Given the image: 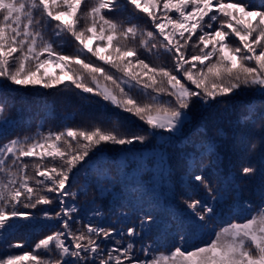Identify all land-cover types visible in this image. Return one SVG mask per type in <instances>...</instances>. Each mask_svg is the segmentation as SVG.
Returning a JSON list of instances; mask_svg holds the SVG:
<instances>
[{"label":"rangeland","instance_id":"rangeland-1","mask_svg":"<svg viewBox=\"0 0 264 264\" xmlns=\"http://www.w3.org/2000/svg\"><path fill=\"white\" fill-rule=\"evenodd\" d=\"M36 1L43 8L47 6L46 0H31V5H33L31 9L38 5ZM67 1L71 2L72 0ZM67 1L62 0L58 7L64 6L67 8L66 5H69L66 3ZM107 1L108 3L111 2V5L121 7L126 11L124 19L128 20L129 23H132L134 18L137 19L138 22L135 25L137 27H139V19L153 20V17L159 19L160 15L162 16L160 20L164 23L182 27L177 22L180 19L175 20L174 18L180 16L182 20L183 9L187 7V2L192 1L197 6L205 8L208 11V15L206 18H201L200 23L204 21V25L201 24L198 28H194L193 33H186L184 29L185 36L188 35L187 37L193 38L192 42H189V39L184 40L181 38V33L179 32L173 37V39L175 37L179 38V41L171 40L164 34H158L160 39L156 42L162 48L171 47L174 49L175 43L179 42L189 44L191 52L188 61H180L178 63L179 66L178 64L169 66L166 62L156 65L157 61H152L150 58H148L150 60L148 61L141 57L133 48L134 43L139 44V37H132V26L130 24L122 25L119 32L125 38L122 52L127 57L126 61H134L136 67L139 68V77L142 79L152 78L155 81L159 78L165 79V85L168 86L170 94L166 95L165 92L167 90L164 88L156 89L149 85L152 95H144L140 91L138 95V91L135 89L137 87L136 84L133 86V83L129 82L126 70L130 67L129 65H126L124 74L122 71H116L113 64L109 67L108 64L104 63L105 67L102 71L106 75H102L101 79L103 80L106 76L107 84L104 87V97L106 99L103 100L101 94L94 92L87 93V95L94 97L92 102L94 110L102 109V104L108 109V114L105 118L109 123L102 116L93 114L85 118L87 123L74 125L73 121L76 116L73 110L67 109L66 113L63 110L60 118L62 123L57 127L59 132L50 133L53 134V138L61 140L64 144L66 143L67 148L69 147L68 139L73 140L75 138L73 146L69 147V155H64L63 162L71 160L69 158L78 159L82 167L86 166L89 168L87 164L93 160L95 163L96 156L100 155L97 159H105L103 157H106V161L114 159L124 164L125 154L132 146L127 149L120 148L128 143L146 144L148 142L145 143L144 141L150 139L149 133L153 132H157L158 135L161 134V137L165 136L164 140L159 139L158 142L163 143L166 147L173 145L176 153L180 151L179 148H189L192 152L198 153L201 151L202 146L206 145L205 143L202 144L200 140L199 142L198 140H193L195 136L189 132L183 134L182 138L181 135L177 136V133L171 129L169 130V128L158 131V127L172 122L176 124L175 127H180L184 119L181 115L183 113L187 114L184 110H180L179 107L180 105H187L188 101L197 106V108L190 106L189 111L191 109L195 111V109L201 110L204 104H215L218 97H229V95L247 92L248 90L254 92L261 89L264 90V46L262 45L260 48L256 46V42L261 35L264 36V33L253 32V28L249 25L252 20L250 17H258L259 22L264 21V11L253 10L248 13L250 17L241 16V13L245 12V10L239 12L244 8L240 2L245 0H166L165 3L170 7L171 12V14L167 15L161 13H158V15L157 12H154V7L153 13L143 10L140 12L133 11L128 8L131 5L132 8L139 9L138 0ZM217 2L221 4L220 7H217ZM262 3H264L263 0ZM178 5L180 6L178 7ZM0 11H2L1 6ZM69 11L70 8L67 9V12ZM213 12L218 15V19L215 22V18L212 15ZM47 18L48 23L58 29L64 26V22L56 15L47 12ZM1 24V56L5 57L4 61L13 58L14 61L11 62L16 66L14 68L16 72L27 70L24 67L27 65L25 50H22L20 46H12L9 40L10 32L3 26V23ZM148 24L149 27L154 26L152 21H149ZM87 25L90 26L91 23L88 22ZM149 31L153 33L151 29ZM155 31L158 30L155 29ZM11 37L16 40L15 37ZM78 39L83 41V43L90 40V38H85L81 35H78ZM218 48L222 49L225 59L229 58V61H204L206 59L204 57L214 54ZM200 49L202 50L200 54L204 57L195 54V50L199 53ZM147 50L143 53L147 54ZM54 52L57 53L59 51L56 50ZM109 53L110 49L108 54L103 57L110 61L109 57L113 56V54ZM131 54L134 55L132 58L129 57ZM233 56L239 59H232L231 57ZM105 70H108V73ZM61 72L63 71L60 70ZM208 72H212L216 80L212 81V78L206 77L205 75ZM57 75H59L61 80L69 79L63 74ZM179 76L184 77V79L187 77V79L182 81ZM94 79L96 80L95 77ZM206 79L209 82V86L212 85L211 87L214 90L218 89L219 92H222V96L215 97L203 93L206 92L204 90L209 88H203L199 81L205 83ZM3 81H0V84L4 83L5 86L13 87L11 89L18 91L16 90L17 86H11L7 80ZM48 82H51V80H48ZM54 84H56L55 81L50 83V85ZM127 84L134 89L125 88L124 85ZM41 89H43L42 84H37L33 88L35 91ZM155 91H160L162 94L155 93ZM0 92L3 93V95L1 94L2 100H8L9 102L17 98L13 92L3 88ZM64 98L66 97L64 96ZM67 101L68 99L66 98L65 102L67 103ZM261 102L263 100L257 102L258 107L262 106L260 105ZM176 110L179 111V117L176 116V113L174 114L175 118L172 113ZM208 111H210V116H216L217 114L213 107H209ZM139 112L144 117H139ZM131 116L139 117L145 125H139V123L131 119ZM258 116L262 117V119L264 117V115L255 117L258 118ZM120 117L124 118L120 120ZM36 118L37 115H34L31 121ZM256 120H246V122L252 126ZM261 121L264 123L263 120ZM39 123L41 129L44 128V124L45 126L56 125L55 118L52 116L47 118L45 122L41 121ZM218 123L215 122L213 126L216 124L220 126V123ZM10 124L14 125V121ZM81 126H89V128ZM261 126L262 123L252 127L250 131L253 136L250 135L249 137L246 136L245 131H242L241 128L238 130L244 140L236 151L240 154V158H237L239 154L235 156L231 152L228 153L224 150L213 155L214 149H212L206 155L200 154L201 158L193 166L199 171L193 173L195 175L190 173V175H193V179L191 181L189 177L186 187L180 184L179 186L173 185L169 189H163L160 185L153 184L151 191L147 193L148 195L152 193L155 199L148 206L149 211L144 210L145 208L142 209V215H137L134 211V208L140 206V204L135 203L136 193L139 190L129 193L126 202L120 204L116 201V203L111 204L113 211L120 210L118 212L119 218H127L131 222V226L124 229L117 222H113L117 217L116 213H110V210L109 212L108 210L106 212L101 211V215L104 218L101 220L100 217L98 219L100 224L95 227L99 228L96 231L98 235H88L87 233H94L95 231L92 223L98 215H96V211H90L97 205L98 207L103 205L104 201L100 200L99 197H96L95 201L85 208L86 211L82 219L74 217L70 221L63 220L67 218L66 205H79L81 201L70 199L68 192L73 184L72 179L75 175L66 176V172L62 171L64 164L57 166L62 163L60 161L63 157L62 153L67 150L64 152V148L60 147V143L55 144L56 149L51 155L55 160L50 162L52 167L38 169L34 178L27 179L30 184H25L21 192H16L15 189L13 193L16 199L13 205L9 206V202L6 203L7 206L1 207L0 205V264H264V184L256 187L257 197L245 195L242 189L247 179L257 172H261L260 170L258 171L259 162L264 163L262 161L264 157V129ZM142 127H146V133L139 132L143 131ZM38 130H34L35 135H43L41 130ZM123 130L125 133H122ZM181 130H184L183 127ZM256 130L260 136L255 134ZM168 134L169 136H167ZM75 135L80 136L78 141ZM210 135V139H216V143H218V138L212 133ZM28 136L24 135L23 137ZM92 138L105 141L113 148L108 153L102 151L87 160L83 156H86L90 150V144H97V141ZM166 138H170V140H165ZM12 139L4 142L0 147V174H6L9 171L3 170L5 166L6 168L7 166L8 168L13 167L15 160L12 157L15 154L23 155L24 166H26L28 161L44 155L40 153L33 156V153L35 154V152L39 151L38 149L36 151L32 149L28 152V150H20L19 147L11 152L10 141ZM155 140L153 139L151 143ZM40 142L36 143L35 147L40 145ZM144 144H142V149L145 150L146 146H143ZM84 145L88 146L84 147ZM153 148H155L153 149L155 152L159 150L154 145ZM16 151L19 152L17 153ZM110 152L116 154L118 158H112ZM224 152L226 153L222 154ZM167 155L172 158L174 153L168 152ZM156 159L164 163L160 158L157 157ZM75 163L77 165L78 162ZM134 163V167L137 168L126 166L124 171L127 173H138L139 175V171H135V169L139 168V165L137 161H134ZM231 163L234 164V171L229 170L226 173L218 174L226 165ZM107 164L108 162L105 165ZM165 166L169 167L170 164L165 163ZM79 168L81 169V167ZM103 168L108 167L103 165ZM113 169L112 171L108 169L105 175L101 174L98 177L91 174V171L87 172L82 169L81 173L83 174L80 178L87 176L83 179L85 183L87 182L86 186L89 187L92 182L102 179L105 181V191L109 195L113 194L111 188L120 193V190L123 189L124 191L125 188H121L118 185L124 183L127 174H124L125 172L121 174L115 165ZM147 175L145 172L141 174L142 177L139 175L142 183L146 181ZM36 181L43 182V185H40V187L36 186ZM181 182L183 183L182 180ZM37 189L39 193L36 191ZM74 189L78 191L77 184ZM220 192L221 194H219ZM0 193V198L7 199L4 196L5 192H2L1 188ZM51 193H55V196ZM163 197L167 199V207L164 213L162 206L157 205L158 207H156V201L161 200ZM90 198L88 197V199ZM222 199L224 203L220 201ZM104 208L105 206L102 209ZM44 211H48V214H45ZM249 214H253V216L247 218ZM142 219L143 221H141ZM31 224H33L32 227H30ZM103 226L105 227L102 228ZM123 229L125 233L122 232ZM74 233L75 235H73ZM130 241L135 244V248L132 251L129 245ZM139 241H142L144 246L148 247V251L145 248L139 251ZM91 253H94V256H91Z\"/></svg>","mask_w":264,"mask_h":264},{"label":"trees","instance_id":"trees-1","mask_svg":"<svg viewBox=\"0 0 264 264\" xmlns=\"http://www.w3.org/2000/svg\"><path fill=\"white\" fill-rule=\"evenodd\" d=\"M9 1L11 0H3L2 3L4 5H9ZM28 1V3H25L24 0H14L13 2V6H15V19L20 20L15 24L19 36H17V34L11 30L8 22H4L3 12H6V10L3 9V6L1 7L2 11H0V24L3 23V26H5V28L10 32L9 40L10 43H12V46H20L22 50L28 47L27 65L24 66L27 68V70L16 72L14 70L16 66L11 62L14 61L13 58L8 59V61H4L5 57H2L0 54V81L7 80L11 86H17L16 90H21L18 92L11 89L13 87L5 86L4 83L0 84V90L3 88L7 91L13 92V94L17 96L16 99L8 102V100L1 99V94L3 95V93L0 92V102H2L0 103V147L2 144H4V142L15 136V134H18V137L20 138L24 135L35 136L34 130L40 129L43 135H36L32 139L23 140L21 143L16 145L20 150H28V152L32 149H34V151L38 149L39 151L35 152V154L33 153V156L40 153H43L44 155L37 157L34 160L28 161L26 166L23 165L25 162L22 157L23 155L19 156L18 154H15V156L12 157L15 160L13 167L8 168L7 166L6 168L5 166L3 170L6 169L9 171L6 172V174H0V188L2 189V192H5V198L9 199L7 201V199L1 197V207L7 206V202H9V206L13 205L16 199L15 194L13 193L14 190L16 189V192H21L24 188V185L28 183L27 179L34 178L38 169L52 167L50 162H53L55 158L53 156L51 157V155L56 149L55 144L60 143V147L64 148V152L66 150L67 151L62 153L63 157L60 159L62 163L58 164L57 166L64 164L62 171L66 172V176L75 175L72 179L73 184L70 187L68 193L71 200L81 201L79 205H66L67 218H64L63 220L70 221V219H73L74 217L82 219L86 211L85 208L94 202L96 197H99L100 200L104 201L103 205L101 207H98L97 205V207L90 211H96V215H98L92 223L95 231L94 233H87L88 235H98L96 234V231L99 228L95 227L100 224L98 219L100 217L101 220L104 218L103 215H101V211L106 212L108 210L109 212L110 210V213H114L111 204L116 203L115 197L117 196L109 195L108 192L105 191V181L102 179H100V181L98 179V181L92 182L90 187L86 186L87 182L85 183L83 178H86L87 176L80 178V176L83 174L81 173L82 169L83 171L87 172L91 171V174L98 177L101 174L105 175L108 169H110V171L114 170L113 166L115 165L116 167H119L118 169L122 174L125 172L124 169L126 166L129 168H137L134 167V161H137L139 168L137 170L135 169V171H139L140 176L143 172L148 174L147 178H145L146 181L142 183L138 173L125 172L124 174H127L125 181L124 183H121L122 188H125V190H121L119 197L123 199L127 196V194L139 190L136 193V200L139 201L140 205L148 204V206H150L155 198L152 196V193L148 195L147 192L151 191L153 184L160 185L163 189H169L172 188L173 185L179 186L180 184L186 187L189 177L192 181L193 175H195L193 173L199 171L196 168H193V166L196 165L199 158H201L200 154L206 155L208 152H211L212 149H214V153H212L213 155H216L220 151L224 150L237 156V154H239L236 152L237 148L241 146L244 141L240 131L238 130L241 128L242 131H245L246 136L249 137L250 135L253 136L250 130H252V127L256 126L257 124L262 123L261 127L264 129V123L261 121H264V117L263 119L260 116H258V118L255 117L257 115H264V90L261 89L255 92L248 90L247 92L229 95V97H218L222 96V92H219L218 89L214 90V88L211 87L212 85L209 86V82L206 79L205 83L199 81V84L203 88H209L208 90H204L206 91L203 92L204 94H210L211 96L218 97L216 103L208 105L204 104V107L201 110L195 109L194 111L191 109L189 111L190 106L192 108H197V106H194V104L188 101L187 105L184 104L180 105L179 107L180 110H184L187 114L185 115L183 113V115H181L184 117V119L180 127H175L176 124L173 122L158 127V131H163L166 130V128H169V130L171 129L175 131L177 136L181 135L182 138L183 134L189 132L191 135L195 136L193 140H198V142L200 140L202 144L205 143L206 146L203 145L200 152H192L189 148H179L180 151L176 153V149L173 145L166 147L163 145V143L158 142L159 139L164 140L165 136L161 137V134L158 135L157 132H153L151 134L149 133L150 139L144 141L145 143L148 142L146 144H139L137 142L128 143L120 148L127 149L128 147L132 146L131 149L125 154L124 164L119 163L114 159L106 161V157H103L105 159H97L100 157V155L96 156L95 163L93 160L87 164L89 165V168L86 166L82 167V164H80L78 159L74 160L69 158L71 160L68 162H63L64 155H69V147L73 146L75 142V138H73V140L68 139L69 147L67 148L66 143L64 144V142L61 140L53 138V134L59 132L57 127L62 123L60 118L62 117L63 110L65 113L67 112V109L73 110L76 116V119L73 121L74 125L87 123L85 118L93 114L102 116L104 120L109 123V121L105 118V116L108 114V109L102 104V109L94 110L92 106L94 97L87 95V93L94 92L101 94V98L103 100L106 99L104 97V87L107 84L106 76L103 80L101 79L102 75L105 74L104 71H102L105 67L103 65L104 63L108 64L109 67L111 64H113V67L116 69V71H122L124 74L126 65H129L130 67L126 69L129 76V82H132L133 86L136 84L137 87H135V89L138 91V95L139 91L144 95H152L150 93L151 87L156 89L164 88L167 90L165 94H170L168 86L165 85V79L159 78L156 81L152 78L142 79L139 77V68L136 67L134 61H126L127 57L122 52L124 46L123 41L125 38L119 32L122 25L130 24L132 26V37H139V44L134 43L133 48L141 57L148 61H150L148 58H150L152 61H157L156 65H161L163 62H166L169 64V66H171L172 64H178L180 61H188V57L191 52L190 46L187 43L179 42L175 43L174 49L171 47L162 48V46L157 45L158 43L156 42L160 39L158 34H164L171 40L179 41V38L175 37L173 39L174 35L179 32L181 33V38L184 40L189 39V42H192L193 38L187 37L188 35L185 36L184 29L186 30V33L188 32L191 34L194 32V28H198L201 24L204 25V21L200 23V20L202 17H207L208 11L201 6H197L194 1L187 2V7H185L182 12L183 19L181 20L180 16L174 18L175 20L180 19L177 22H179L178 24H181L182 27H179V25L173 26L164 23L160 20L162 17L161 15L159 19L154 18L151 15L153 20L143 19V21L139 19V28L135 26L138 22L137 19L134 18V21L129 23L128 20L124 19L127 12L121 7H115V5H111V2L108 3L107 0H72L71 2L66 0V3L69 4L66 5L67 8L64 6L58 7L62 0H46V9L43 8V6H41L37 1L36 2L38 5L31 9L33 5H31V0ZM138 1L139 9L135 8V10L131 5L128 8L133 11L140 12L143 10L153 13L154 7V12H157V14H171L170 7L165 3L166 0ZM240 3L244 6V8L239 12L245 10V12L241 13V16L246 15L247 17H250L248 13L253 10H259L262 12L264 11V3H262V0H245L241 1ZM220 5L221 4L217 2V7H220ZM179 6L180 5H178V7ZM69 8L70 11L67 12V9ZM27 9H29V11L26 12ZM47 12L58 16L64 22V26L61 27V29H58L57 27H54L52 24L48 23L49 21L47 18ZM212 15L215 18V22L218 19V15L214 12ZM250 19L252 20L250 21L249 25L253 28V32L264 33V21L259 22L258 17H250ZM149 21L153 22V27H149ZM88 22L91 23L90 26L87 25ZM150 29L153 33H150ZM155 29L158 31H155ZM78 35H81L85 38H90V40L85 41L84 44L83 41L78 39ZM11 36L15 37L16 40H14ZM22 39H25L26 43L23 44ZM262 45L264 46L263 35H261L260 39L256 42L257 48H260ZM109 49V54H113V56L109 57L111 62L103 57L108 54ZM146 49H148L147 54L143 53L146 52ZM56 50L59 52H54ZM201 51L202 50L200 49L199 53H197L195 50V54L201 56ZM133 56V54L129 55L131 58ZM204 58H206L204 61H229V58L225 59V54L220 48H218L214 54L208 55ZM231 58L236 60L239 59L235 58L234 56ZM46 66L48 67L46 68ZM60 70L63 72L60 73ZM107 71L105 70V72ZM17 74L19 75L15 76ZM57 74H63L66 76V78L69 77V79L61 80ZM205 76L212 78V81L216 80L215 76L212 75V72H208ZM179 79L183 81L186 80L187 77L184 79V77L179 76ZM48 80H51V82L55 81L56 84L50 85L51 82H48ZM186 82L188 83V81ZM37 84H42L43 89L39 91L33 90ZM149 85H151V87ZM124 87L127 89H134L129 86V84L124 85ZM155 93L162 94L160 91H155ZM64 96L68 99L67 103L65 102L66 98H64ZM261 100H263V102L260 103L262 108L258 107L257 103ZM209 107H213V109L217 111L216 116H210V111H208ZM178 112V110L173 112V117H175L174 114L176 113V116L179 117ZM34 115H37V118L34 121H31V118L34 117ZM50 116L55 118L56 125L45 126L44 124V128L41 129L39 127V122H45ZM139 117L144 116L139 112ZM139 117L131 116V119L139 123V125L144 126L145 123L140 120ZM123 118L124 117H120V120ZM253 119L257 120L252 126H250L246 120L249 121ZM12 121H14V125L10 124ZM215 122H219L220 126H217V124L213 126ZM173 126L177 129H175ZM81 127L89 128V126ZM182 127L184 130H181ZM142 128L143 131L139 132L146 133V127ZM51 132H53V134H50ZM122 133H125V131L123 130ZM211 133L218 138V143H216V139H210ZM169 134L167 136H169ZM255 134L260 136L257 130L255 131ZM75 136L77 137L78 141L80 136ZM92 139H95L97 144H90V150L88 151L87 155H81L87 160L102 151L104 153H108L109 150L113 148V146L108 145L105 141H99L97 138ZM153 139L156 140L151 143ZM165 140H170V138H166ZM156 141L158 143L157 146ZM213 141L216 144H214ZM38 142L41 144L35 147V144ZM142 144H144L143 146H146L145 150L142 149ZM153 145L159 149L157 152L153 150L155 149L153 148ZM86 146L88 145H84V147ZM16 152L18 153L19 151ZM168 152L174 153L172 158L167 155ZM226 152L222 154H225ZM110 154L112 158H118L116 154L112 152H110ZM26 155H28V153H26ZM157 157L160 158L164 163H161L158 159H156ZM237 158H240V154ZM262 161H264V157ZM75 162H78L79 164L77 163L76 165ZM107 162L108 164L105 165ZM165 163L170 164V166L166 167ZM103 165L108 168H103ZM258 165V171L260 170L261 172H257L252 177L247 179L244 182V186H242L243 192L247 196L252 195L257 197L258 194L256 187L264 184V163L259 162ZM79 167H81V169ZM229 170H235L234 164L231 163L226 165L218 174L226 173ZM190 173L193 175H190ZM29 184L30 182L28 185ZM76 184L77 188H79L78 191H75L74 189ZM35 185L40 187V185H43V182L36 181ZM38 189L36 191L39 193ZM9 192L12 193L9 194ZM51 194L55 196V193ZM219 194H221V192ZM88 197L91 198L88 199ZM117 201L119 203V199H117ZM220 201L224 203L223 199ZM166 202L167 199L165 197L159 201H156V207H158L157 205L162 206L164 209L163 213L167 207ZM103 206H105V210L102 209ZM44 212L45 214H48V211ZM252 216L253 214H249L247 218H251ZM107 218H105V220H107ZM32 225L33 224H31L30 227H32ZM104 227L105 226L102 228ZM73 235H75V233ZM199 246H201V244H199ZM91 256H94V253H91Z\"/></svg>","mask_w":264,"mask_h":264}]
</instances>
